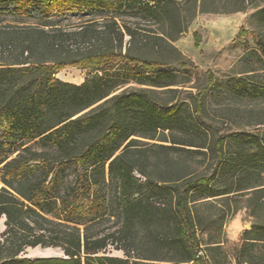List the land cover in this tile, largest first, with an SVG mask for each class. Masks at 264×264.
<instances>
[{
	"label": "trees",
	"instance_id": "obj_1",
	"mask_svg": "<svg viewBox=\"0 0 264 264\" xmlns=\"http://www.w3.org/2000/svg\"><path fill=\"white\" fill-rule=\"evenodd\" d=\"M172 3L0 0V264H206L191 232L196 219L189 191L208 188L206 196H217L231 189L218 192L212 185L198 187L195 177L204 183L214 176L198 177L191 164L175 160L169 151L212 153L223 161L221 168L226 167L225 138L209 137L197 120L207 89L191 101L165 100L157 88L171 86L176 73L160 69L157 60L134 54L133 45L147 33L121 23L117 15L108 16L123 10L168 14ZM36 5L41 22L4 23V12L32 17ZM82 8L98 16L78 24L50 21L57 14ZM254 16L264 20V7ZM65 65L85 68V80L77 84L56 77ZM210 77L208 89L213 84ZM130 82L151 87H125ZM244 83L247 94L264 97V75L259 81L246 78ZM178 131L184 136L175 135ZM169 135L171 145L143 140L169 141ZM143 144L166 152L163 163L171 178L154 180L138 164L135 151ZM259 151L264 162V140ZM244 156L236 154L243 161ZM70 165L75 166V180L62 190ZM136 170L144 177L137 176ZM106 174L114 186L112 196L106 190ZM250 187L264 196V183L238 189ZM112 204L122 225L108 231L96 229L112 219ZM162 221L174 223V244L184 257L166 263L157 255L107 254L110 244L118 249L122 238H129L127 231L137 222ZM163 240L157 234L154 245L159 248ZM39 245L60 247L64 255L33 259L20 255L27 247Z\"/></svg>",
	"mask_w": 264,
	"mask_h": 264
},
{
	"label": "rangeland",
	"instance_id": "obj_2",
	"mask_svg": "<svg viewBox=\"0 0 264 264\" xmlns=\"http://www.w3.org/2000/svg\"><path fill=\"white\" fill-rule=\"evenodd\" d=\"M147 1L153 3L155 0ZM239 7L242 9L237 10ZM263 7L264 0H173L168 14L155 15L153 11L131 14L127 10L108 14L109 17L117 15L121 23L125 21L136 26L143 34L147 33L146 38L133 45L134 54L157 60L160 69L176 73L171 86L157 88L161 97L173 102L178 99L191 101L201 90L207 89L202 100L203 112L197 116V120L209 137L225 138L226 167L221 168L223 161L212 153L169 151L175 160L191 164L198 177L214 176L204 183L195 177L193 181L198 187L212 185L218 192L231 189L217 196H206L208 188L189 191V205L196 219L191 232L196 235L193 240L199 246L195 248L204 255L206 264H264V196L253 192L254 188L251 187L238 189L250 183H264V162L259 151V144L264 140V97L247 94L244 83L246 78L263 79L264 20L254 16ZM32 11V17L4 12L3 21L15 25L41 22L38 6L33 7ZM97 16L94 10L82 8L57 14L50 21L63 25L78 24ZM180 28L184 30L179 32ZM164 33L175 37L162 40L154 36ZM182 63L187 64L182 67ZM86 73L83 67L65 65L57 71L56 77L80 84L85 80ZM210 75L213 76V84L208 89ZM127 86L151 87L135 82ZM175 135L184 136L179 131ZM168 139L143 138L150 144L171 145V136ZM150 144H143L141 150L135 151L139 156L138 164L146 167L154 180L162 182L171 178L173 174L167 172L163 163L166 152ZM237 153L245 155L244 161L236 158ZM135 173L144 177L138 170ZM248 173L251 175H246ZM75 176V166L70 165L64 173L62 190L74 182ZM106 181V190L112 196L114 186L109 185L108 174ZM110 213L112 219L102 222L96 229L108 231L122 225L114 204ZM206 221L212 222L207 225L204 224ZM157 234L164 238V244L159 248L154 245ZM176 234L173 222H137L127 231L129 238H122L118 249L115 248L116 244H110L107 254L119 257L130 255L132 258L157 255L165 259L162 262L172 263L174 259L185 256L174 244ZM30 248L27 247L20 255L38 258L31 255Z\"/></svg>",
	"mask_w": 264,
	"mask_h": 264
},
{
	"label": "bare ground",
	"instance_id": "obj_3",
	"mask_svg": "<svg viewBox=\"0 0 264 264\" xmlns=\"http://www.w3.org/2000/svg\"><path fill=\"white\" fill-rule=\"evenodd\" d=\"M31 255L42 256V255H51V254H61L62 250L55 247H42L36 246L30 248Z\"/></svg>",
	"mask_w": 264,
	"mask_h": 264
},
{
	"label": "water",
	"instance_id": "obj_4",
	"mask_svg": "<svg viewBox=\"0 0 264 264\" xmlns=\"http://www.w3.org/2000/svg\"><path fill=\"white\" fill-rule=\"evenodd\" d=\"M40 246V245H39ZM60 248V247H59ZM61 249V248H60ZM62 250V249H61ZM62 253L64 255V251L62 250ZM57 256H62L61 254H51V255H42V256H36L38 258H42V257H57Z\"/></svg>",
	"mask_w": 264,
	"mask_h": 264
}]
</instances>
